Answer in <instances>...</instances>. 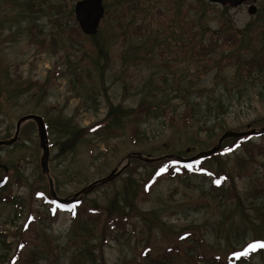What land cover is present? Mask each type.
<instances>
[{"label":"rangeland","instance_id":"obj_1","mask_svg":"<svg viewBox=\"0 0 264 264\" xmlns=\"http://www.w3.org/2000/svg\"><path fill=\"white\" fill-rule=\"evenodd\" d=\"M77 1L0 0V139L13 137L22 116H42L51 125L52 177L51 187L30 120L16 143L0 146V181H7L0 189V264H10L22 238L36 246L11 264H230L233 251L264 241V132L246 146H232L238 137L224 139L219 156L198 162L202 173L164 176L150 193L144 183L155 166L134 157L116 179L77 196L81 212L130 215L127 229L103 232L104 218L77 222L66 205L54 212L48 196L53 188L74 198L131 153L153 163L191 158L227 131L264 128V0L234 7L103 0L96 35L81 30ZM233 31L237 40L224 43L222 35ZM201 45L211 47L208 53ZM144 101L149 112L129 114ZM111 105L122 109L117 133L84 132L63 144V122L87 130ZM224 173L230 178L223 177L222 194L212 188ZM243 264H264V248Z\"/></svg>","mask_w":264,"mask_h":264},{"label":"trees","instance_id":"obj_2","mask_svg":"<svg viewBox=\"0 0 264 264\" xmlns=\"http://www.w3.org/2000/svg\"><path fill=\"white\" fill-rule=\"evenodd\" d=\"M203 12L205 13L206 10H203L202 13ZM108 15H109V12H108ZM201 18H202V16L200 17L199 20H201ZM237 35H238L237 32L233 31L230 33H226V35H222L221 38L223 39V41L225 43L227 40H237ZM218 44L219 43H217V41L214 43V45H218ZM210 46H213V44H211ZM210 46L201 45V51L208 53L207 50L209 48H211ZM146 103L147 102L144 101V103L139 104L138 107L132 109L129 112V114H134V113H140L141 114L145 111V108H146V112H149L148 108H150V107ZM121 110L122 109H120L118 106H112L111 105L110 110L108 112V115L105 117V119L87 127V130L86 129L84 130L83 128L82 129L77 128L75 125H72L70 121L69 122H63V126L58 127V132L60 134H62V136L65 137L63 144H65V145H67L69 143L73 144L74 142H76L78 140V138H80L82 136V134H85L84 132H86V133H97L99 135L117 133V131L120 128V125L123 123L122 121L119 120L120 118H122L121 117ZM170 118L173 119V116H171ZM25 123H23V124H25ZM217 126H219L220 128H223L222 123H217ZM50 127H51V125L48 122L47 128L49 129ZM138 132H139V126L137 124L133 127V133H134L135 137H136V134H138ZM251 137L252 136H248L244 141H241L239 138H237L234 140V144L232 146L233 147L235 145L246 146L247 141ZM260 150L262 152H264V141L260 143ZM216 156H219V153L216 152L213 155H211L210 157L198 159L195 162H190V163H184V162L180 161L178 158L165 159V160H162L160 162H155V163H153V162L148 163V162H144L142 160L144 162L143 163L144 165L152 164L155 166L153 172L149 175L146 182L144 183V186L146 188V193H150L152 191V187L154 186V184L157 183L159 181V179H161L164 176L176 177L180 174L187 176V175H191V174H197V171L201 172V168L199 167L198 162H201L203 160H206L208 158L210 159V158H213ZM135 159L137 162H142L141 159H139L137 157H135ZM224 176L227 178H230V177H228L229 175L225 174V173L221 177L216 176L215 180H214L213 188H212V189H221L220 192H222V194L226 193V189L223 186V177ZM217 181H219V183H217ZM232 183H233V179H232ZM6 184H7L6 180L0 181V189H4L6 187ZM48 199L52 201V204H53L52 208H53L54 212H58L59 208L61 206L63 207L62 204H59L55 201L54 197L51 194L48 196ZM5 200L8 201V198H6ZM127 203L130 205V208L132 210V216H136L135 215L136 212L138 213L136 205L130 201H128ZM81 206H82V201H77L76 203H71V204H68L66 206L67 210L71 213L73 220H76L77 222H83V221L92 220V219H93L92 221L101 222V220L104 218L105 219L104 220V229H102V230H103V232H107V230H108L111 233H113V231H115L116 228L127 229L130 225L131 216L128 214L113 218L110 213L106 214L107 216L101 215L102 212L99 211L97 208H90V209H88V211L81 212L80 211ZM103 214H104V212H103ZM111 233H105V235L106 234L111 235ZM181 238H183V237H181ZM180 240H182V239H180ZM261 242H264V241L259 240V239H254V240L250 241V243L247 244L242 249L233 251L229 255L228 262L230 264H243L246 260L251 258L252 254H257L260 252V249L264 248V247L259 246ZM35 246L36 245L33 246V243L31 244V242L28 239H23V238L20 239L18 241V244H17L16 253L12 257L9 258L10 264L12 262H17L20 260L21 253L25 248H28V247L34 248ZM170 249H173V247L171 246ZM90 253L93 254V251H90ZM243 253H247V254L243 255ZM94 259L96 260L97 257H95ZM225 264H228V263L226 262Z\"/></svg>","mask_w":264,"mask_h":264},{"label":"water","instance_id":"obj_3","mask_svg":"<svg viewBox=\"0 0 264 264\" xmlns=\"http://www.w3.org/2000/svg\"><path fill=\"white\" fill-rule=\"evenodd\" d=\"M208 1L211 3L220 4L222 6L230 5L234 7V6L243 4L246 0H208ZM74 10H75L76 21L78 22L83 33L86 35H96L99 31L100 24L106 14V8L104 5V1L103 0H79L75 4ZM256 11H257V7L255 5H251L249 7V13L254 14L256 13ZM30 120H33L37 125V130H38L39 139H40V147L42 150L41 159H40L41 168H42L43 174H45L48 177L50 181V185L52 187V177H51L50 166H49L51 151H50V144H49L46 123L42 116L38 114H28V115H24L21 118H19L16 123L15 133L13 137L9 139H0V146H12L14 143H16L19 138L22 124ZM263 132H264V128H262L261 130L250 129V130L242 131V132L227 131L222 136L218 145L212 147L208 151L202 152L199 155L195 157H191V158H183V157H177V156H175V158H179L183 162H191L200 157L210 156L216 153L217 151H219L220 148L222 147V141L228 137H231V136L238 137L241 140H245L247 136L257 135ZM134 157H137L146 162H151L153 160L152 158L145 157L141 153H138V152L131 153L128 155L126 159L127 163L125 165L113 169L111 173H109L107 176L90 183L89 185L84 187L78 194H76L74 198H71V199L62 198L54 192L53 188H51V194L57 201L61 203H69L77 199H80L81 197H77L79 194L90 193L98 185L106 184L116 179L124 171L127 165L130 163V160ZM169 158H173V156L172 157L169 156Z\"/></svg>","mask_w":264,"mask_h":264},{"label":"snow or ice","instance_id":"obj_4","mask_svg":"<svg viewBox=\"0 0 264 264\" xmlns=\"http://www.w3.org/2000/svg\"><path fill=\"white\" fill-rule=\"evenodd\" d=\"M217 183H219V181H217ZM260 247H264V242H261L260 243V245H259ZM254 247V246H253ZM247 253H243V255H246Z\"/></svg>","mask_w":264,"mask_h":264}]
</instances>
